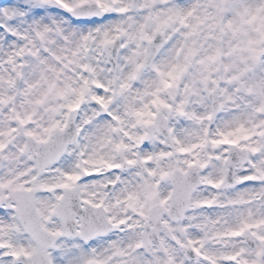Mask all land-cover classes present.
<instances>
[{
  "label": "snow or ice",
  "instance_id": "6c2138e0",
  "mask_svg": "<svg viewBox=\"0 0 264 264\" xmlns=\"http://www.w3.org/2000/svg\"><path fill=\"white\" fill-rule=\"evenodd\" d=\"M0 264H264V0H0Z\"/></svg>",
  "mask_w": 264,
  "mask_h": 264
}]
</instances>
